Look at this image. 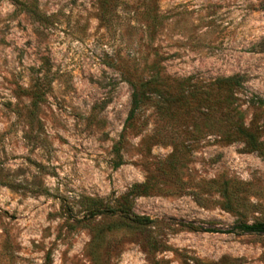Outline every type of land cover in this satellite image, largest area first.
Listing matches in <instances>:
<instances>
[{
  "label": "rangeland",
  "instance_id": "374dc122",
  "mask_svg": "<svg viewBox=\"0 0 264 264\" xmlns=\"http://www.w3.org/2000/svg\"><path fill=\"white\" fill-rule=\"evenodd\" d=\"M154 61L199 88L238 76L244 123H264V0H112L104 15L98 0H0V264H151L118 214L88 211L153 175L170 137L188 147L181 189L159 177L172 193L132 199L134 214L171 221L155 260L264 264V235L235 229L264 224V158L218 142L201 119L194 137L180 133L190 122L162 130L151 105L123 131L128 80ZM156 129L167 138L145 145ZM212 179L229 196L202 190L200 206L186 192Z\"/></svg>",
  "mask_w": 264,
  "mask_h": 264
},
{
  "label": "trees",
  "instance_id": "16d2710c",
  "mask_svg": "<svg viewBox=\"0 0 264 264\" xmlns=\"http://www.w3.org/2000/svg\"><path fill=\"white\" fill-rule=\"evenodd\" d=\"M112 0H98L101 13L104 15L110 9ZM102 17V16H101ZM104 19V16L103 18ZM154 71L147 78L131 77L128 83L131 88L130 94V110L125 120L123 131L134 129L137 113L147 105L153 107L165 124L162 129L168 131V127L186 125L192 123V129L189 131L183 129L180 133L186 136H196L200 132L197 127V120L201 119L204 123L205 132L208 135L217 137V141L224 144L240 142L244 145V149L254 152L258 156L264 158V142L261 141L264 132V123L255 125L253 122L244 123L241 112L236 107V90L240 85L239 77L231 76L226 78L214 79L212 83L204 86V88L190 85V77L180 79H170L169 77H161L160 70L154 61L151 64ZM260 108V105H258ZM158 129L147 138L145 145L156 139H166L161 136ZM160 137V138H159ZM171 141L170 154L155 164L154 174L151 175L143 183L132 185L127 192L120 196L119 199L111 206H97L90 208L88 211L90 217L96 215L118 214L119 220L125 228L133 230L143 236L141 247L151 262V264H164L163 261L155 260L157 252L169 250V246L156 234V230L162 224L171 223L170 220H155L147 216L136 215L132 212V199L137 196H149L154 193H172L163 191L156 183L159 177L169 178L172 180V186L175 189H181L182 182L178 177V170L183 165L182 160L188 152V147L175 141L176 138H168ZM118 153V149L116 150ZM121 162H115V166ZM206 190L216 191L223 196L228 190L220 185L216 180L202 181L198 184L197 190L187 191L194 201L200 206H206L207 201L203 198L200 191ZM176 191V190H175ZM180 191V190H178ZM226 207L227 204H223ZM177 227L189 228L191 223L179 221L175 223ZM201 229V228H200ZM239 231L245 233H253L264 235V224L254 223L239 224L235 227ZM209 231V230H206ZM183 264H232L231 261H221L218 263H204V261L190 256H181Z\"/></svg>",
  "mask_w": 264,
  "mask_h": 264
}]
</instances>
